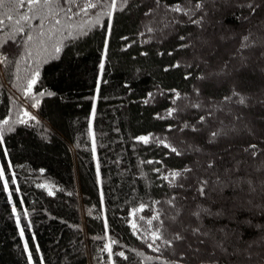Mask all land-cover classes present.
<instances>
[{
	"label": "trees",
	"instance_id": "16d2710c",
	"mask_svg": "<svg viewBox=\"0 0 264 264\" xmlns=\"http://www.w3.org/2000/svg\"><path fill=\"white\" fill-rule=\"evenodd\" d=\"M79 2L83 4L86 0ZM107 3L110 0H106L105 6L93 10L95 16L74 18L75 24L88 28L89 22L94 23L99 16L106 25L107 17L99 14L108 11ZM161 3H180L183 6L184 0H161ZM153 4L154 0H130L124 11L115 13L91 132L88 118L93 102L88 98L95 95L102 30L92 27L88 35L73 39V36L68 35L70 26L65 23L59 32L51 34V39L42 37L25 49L21 47L24 38L29 34L34 37L37 35L39 20L34 18L30 21V30L25 25V32L21 35L15 32L18 26L14 20L24 10L10 7L8 0L0 8V18L5 20L6 25L4 31L0 32V43L8 41L4 51L9 55H12V50L19 53L14 57V63L0 66V123L7 118L13 127V131L5 136V144L14 170L18 173L24 204L30 209L32 231L44 255L45 264H109L107 253L101 251V245L106 241L93 238L104 236L105 214L111 239L117 241L113 245L115 264H159V261L149 259L158 253L137 239L140 232L133 235L123 219L129 209L139 203H145L148 207L144 212H138L137 217H150L152 202L161 201L156 207L163 213L164 234L168 235L175 228L169 220L168 213L171 210L164 201L173 192H180L181 195L183 192L170 188L160 177L169 170L183 168L192 157L176 156L155 143H136L135 138L150 134L153 138L167 137L177 147H186L187 141L181 144L186 133L175 128L169 132L167 128L198 117L199 113L189 105L200 99L195 96V89L204 82L197 79L200 69L195 67L192 49L177 50L179 44L186 42L178 39L180 35L191 33L196 43V27L185 23L183 26L164 28L163 7L152 15H143ZM120 6L118 4V8ZM6 14H12L14 20L8 21ZM172 16L186 20L183 15L168 14L169 18ZM44 23L47 32L52 24L48 20ZM225 23L234 25L235 21L229 17ZM147 27L154 31L148 33ZM141 32L144 35H140ZM121 37L128 39L121 40ZM13 40L18 43L14 44ZM57 44L62 49L59 54L54 50ZM127 45L131 46L125 47ZM26 51H31L32 56L26 57ZM177 61H180L181 67L171 68ZM187 63L193 64V67L187 68ZM165 68L170 70L164 71ZM36 69L41 76L34 93L43 90L45 96L37 97L40 105L34 109L32 104L35 101L30 97L25 98L24 93ZM189 72L191 78L185 79ZM172 89L181 93L182 98L176 102L181 111L175 118H167L166 110L173 107ZM49 92L54 95L48 96ZM149 93H152L151 98L148 97ZM201 94L207 96L203 88ZM222 94L226 93H218L217 99ZM146 99L147 103L144 102ZM24 110L36 115L41 123L32 127L17 123ZM44 126H47V131ZM92 133L96 139L95 154L91 149ZM252 142L264 148V143L259 139ZM97 158L101 165L100 184L95 169ZM147 160L162 163H142ZM0 162L4 163L7 172L2 151ZM155 168H160V173L154 172ZM8 178L11 182V176ZM49 188L55 192L54 196L47 195ZM101 188L104 192L103 205ZM69 192L71 195H68ZM13 200L19 209L20 199L15 192ZM180 203L177 200V206ZM138 223L142 228H148L146 220ZM156 223L154 221L153 225ZM25 233L36 264H39L32 235L27 228ZM22 244L14 218L10 215L6 194L0 191V264H26ZM120 250H125L128 260L115 255ZM162 254L164 257L169 255L167 251Z\"/></svg>",
	"mask_w": 264,
	"mask_h": 264
},
{
	"label": "snow or ice",
	"instance_id": "6c2138e0",
	"mask_svg": "<svg viewBox=\"0 0 264 264\" xmlns=\"http://www.w3.org/2000/svg\"><path fill=\"white\" fill-rule=\"evenodd\" d=\"M5 2L6 0H0V8L5 6ZM8 3L10 7L24 10L15 20L12 14H6V19L14 20V24L18 26L15 28L16 33L24 34L25 25L30 30L32 28L30 21L34 18L39 20V24L36 25L39 29L37 35L34 37L29 34L24 38L21 47L25 49L42 37L47 36L51 39V34L59 32L65 23L70 26L68 35L73 36V39L88 35L92 27L102 30L103 42L95 95L88 98L93 102L88 118V128L91 132L92 121L96 117L100 81L109 53L113 19L118 10L124 11L130 0H110V3H107L108 11L99 14L107 17V24L105 25L97 16L94 23L89 22L88 28L75 24L74 18L95 16L93 10L105 6L106 0L96 2L86 0L83 4L79 0H8ZM118 4L121 5L119 8ZM161 7L164 8L162 21L164 28L183 26L187 23L194 25L198 31L196 43L193 42L191 33L180 35L178 39L186 42L179 44L177 50L192 49L195 67L200 69L197 79L204 83L195 89V96L200 99L189 105L199 115L194 120H184L167 128L169 132L175 128L181 133H186L181 139L182 145L187 141L184 148L175 146L167 137L153 138L150 134L136 137L135 142L143 145L155 143L176 156L190 155L192 159L183 168L169 170L160 177L170 188L183 192V195L180 192H173L164 201L171 210L168 213L169 220L175 225L172 232L164 234L166 230H163L164 220L161 219L163 213L156 207L161 204L159 200L152 202L150 217H137L138 212H144L148 207L145 203H139L130 208L128 215L123 219L130 226L133 235L140 232L137 239L146 243L148 249L158 253L156 257L149 259H155L159 264H264V148L252 142L259 139L264 143V0H194V2L184 0L183 6L180 3L162 5L161 0H154L153 6H149L143 15H152ZM169 13L183 15L186 20L182 21L178 16L169 18ZM229 17L235 21L234 25L225 23ZM46 20L52 24L47 32L44 30ZM5 27V20L0 18V32L4 31ZM153 31V28L147 27L148 33ZM140 35L144 33L141 32ZM11 38L10 36L9 39ZM127 39L128 37H121V40ZM40 42L43 43L42 40ZM7 43V40L0 43V66L14 63V57L19 54L15 50H12V55L4 51ZM13 43L16 44L18 41L13 40ZM54 50L59 54L62 49L57 44ZM168 54L172 55L171 52ZM31 56L32 52L26 51V57ZM185 66L192 68L193 64L187 63ZM170 67L179 68L181 63L177 61ZM169 70L170 68L164 69ZM40 76L38 69L33 71L24 93L25 98L30 97L35 101L32 104L34 109L40 105L37 97L45 96L43 90L34 93ZM184 78L190 79L191 72ZM201 88L207 96H202ZM170 92L173 107L166 110L167 118H175L181 111L176 102L182 97L176 89ZM218 93L226 94L220 95L217 99ZM47 95L52 96L54 93L49 92ZM148 97L151 98L152 93H149ZM144 102L147 103L148 100ZM17 123L32 127L41 122L32 112L24 110ZM44 130L47 131V126H44ZM11 131L13 127L10 126L9 119H3L0 123V151L7 162V172L4 163L0 162V191L6 194L10 215L14 218L17 234L23 242L22 250L26 255V264H36L26 237V228L32 235L39 264H45L44 255L32 231L30 209L24 204L18 173L14 170L9 158V149L5 144V136ZM91 149L95 154L94 133ZM142 163L161 164L162 161L147 160ZM95 169L97 182L100 184L101 165L98 158ZM153 171L160 173L161 170L155 168ZM13 192L20 199L19 209L13 200ZM47 195L54 196L55 192L49 188ZM100 198L103 205L102 188ZM177 200L181 202L179 206ZM145 220L147 229L138 223ZM154 221L157 222L155 225ZM109 228L105 214L104 236L93 238L106 241L101 245V251L107 253L109 264H115L113 245L117 241L111 239ZM164 251L169 253L168 257L163 256ZM115 255L123 260L129 259L125 250L117 251Z\"/></svg>",
	"mask_w": 264,
	"mask_h": 264
},
{
	"label": "bare ground",
	"instance_id": "6f19581e",
	"mask_svg": "<svg viewBox=\"0 0 264 264\" xmlns=\"http://www.w3.org/2000/svg\"><path fill=\"white\" fill-rule=\"evenodd\" d=\"M179 124V123H178Z\"/></svg>",
	"mask_w": 264,
	"mask_h": 264
}]
</instances>
